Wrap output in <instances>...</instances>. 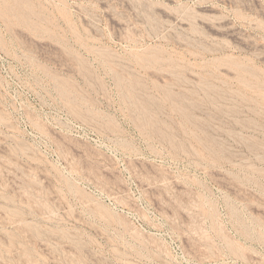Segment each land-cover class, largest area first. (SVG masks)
I'll use <instances>...</instances> for the list:
<instances>
[{
    "label": "rangeland",
    "instance_id": "374dc122",
    "mask_svg": "<svg viewBox=\"0 0 264 264\" xmlns=\"http://www.w3.org/2000/svg\"><path fill=\"white\" fill-rule=\"evenodd\" d=\"M0 264H264V0H0Z\"/></svg>",
    "mask_w": 264,
    "mask_h": 264
},
{
    "label": "bare ground",
    "instance_id": "6f19581e",
    "mask_svg": "<svg viewBox=\"0 0 264 264\" xmlns=\"http://www.w3.org/2000/svg\"><path fill=\"white\" fill-rule=\"evenodd\" d=\"M169 90V89H168ZM167 92V91H166ZM170 96H172V95H170Z\"/></svg>",
    "mask_w": 264,
    "mask_h": 264
}]
</instances>
